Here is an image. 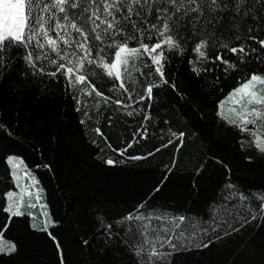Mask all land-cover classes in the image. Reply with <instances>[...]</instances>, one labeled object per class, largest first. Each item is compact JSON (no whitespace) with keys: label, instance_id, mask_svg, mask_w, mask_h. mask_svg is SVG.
Masks as SVG:
<instances>
[{"label":"trees","instance_id":"obj_1","mask_svg":"<svg viewBox=\"0 0 264 264\" xmlns=\"http://www.w3.org/2000/svg\"><path fill=\"white\" fill-rule=\"evenodd\" d=\"M195 55L186 51L166 66L165 75L177 89L167 85L154 89L151 101L132 104L125 95L98 85L113 97L99 109L96 89L84 85L75 93L77 105L63 77L46 88L31 75H20L19 63L0 78V188L16 190L11 181L5 182L9 170L5 156L11 154L36 172L45 192L44 205L30 204L26 213L31 215L13 218L4 238L16 243L17 251L0 254V264H60L47 232L30 227L33 221L42 224L45 219L55 222L48 231L61 242L64 264H138L132 246L139 243V224L123 220L129 212L184 214L181 228L186 234L196 232L203 243L212 239L207 248L174 253L166 264H264V208L260 207L264 201L259 199L264 196V153L243 140L244 131L237 125L218 115L219 101L238 86L235 74L224 79L215 70L197 76L188 63ZM144 63L150 60L144 58ZM209 67L216 69V64ZM259 70L264 73V68ZM140 71L147 76L148 69L140 63L130 65L125 73L126 83L130 77L136 81L133 99L144 94L148 82L159 83L155 75L145 79ZM214 77H220L218 83ZM116 98L131 104L128 110L143 111L127 116L115 105ZM149 112L145 140L137 130ZM249 127L253 131L254 126ZM181 131L182 146L172 136ZM134 135L136 142L128 147ZM169 139L173 144H168ZM108 158L116 163L108 165ZM156 186H161L160 191H154ZM142 202L143 208L137 209ZM3 204L0 199V207ZM4 219L0 212V221ZM160 223L153 219L151 227ZM205 228L207 232L201 231Z\"/></svg>","mask_w":264,"mask_h":264},{"label":"snow or ice","instance_id":"obj_2","mask_svg":"<svg viewBox=\"0 0 264 264\" xmlns=\"http://www.w3.org/2000/svg\"><path fill=\"white\" fill-rule=\"evenodd\" d=\"M186 51L196 54L188 63L197 76L215 70H219L224 79L235 74L238 86L219 101L218 115L227 123L237 125L242 132H251L255 147L264 153V136L248 127L264 128V73L259 70L264 68V0H0V78L18 63L23 65L20 75H31L46 88H51V81L63 77L64 86L77 105L80 100L75 93L84 85L96 89L95 96L100 98L95 103L97 109L113 98L98 85L109 93L125 95L132 104L153 100L154 89L164 85L177 89V84L166 77L165 68ZM144 58L150 63H144ZM137 63L148 69L147 76L143 71L139 72L140 76L151 79L155 75L159 83L148 82L144 94L133 99L136 81L130 77L126 83L125 73L130 72V65ZM213 63L216 69L209 67ZM46 79L48 83H44ZM219 79L214 77L217 83ZM225 101L231 105L227 116L223 112ZM115 105L130 117L143 111L139 107L128 110L131 104L120 98L115 99ZM146 107L151 109L152 105L146 104ZM76 110L81 109L78 106ZM150 118V112L144 115V123L137 130L145 140ZM172 136L178 137L179 145H183V131L172 132ZM135 142L134 135L128 147ZM168 144H173V140L169 139ZM125 150L119 149L121 153ZM155 151L159 152L160 148ZM143 158L129 157L132 160ZM5 163L9 166L5 182L11 181L16 190L0 188V199L4 200L0 212L5 214V219L0 221V254L11 255L17 251V245L5 240L4 235L11 230L13 218L31 215L26 213V208L32 205L25 203L26 196L29 201L32 199L30 189L35 188L37 200L42 189L35 187L39 181L30 171L25 170L21 176L23 161L17 162L13 155L6 154ZM106 163L113 165L116 161L108 158ZM22 178H28L30 183L21 184ZM160 187L156 186L154 191H160ZM240 199L245 197L241 195ZM259 199L264 201V196ZM260 207L264 208V203ZM141 208L143 202L137 206ZM153 219L161 222L158 227H151ZM123 220L129 224L135 220L139 224L136 229L139 243L132 246L138 264H156L157 261L166 264V259L174 253L207 248L213 242L212 239L207 243L198 241L196 232L186 234L181 228L186 221L184 214L165 212L146 216L138 212L134 216L129 212ZM54 223L45 219L42 224L33 221L30 227L47 232L55 242L60 264H64L61 242L48 231ZM201 231L207 232V229ZM82 243L88 245L89 241Z\"/></svg>","mask_w":264,"mask_h":264},{"label":"rangeland","instance_id":"obj_3","mask_svg":"<svg viewBox=\"0 0 264 264\" xmlns=\"http://www.w3.org/2000/svg\"><path fill=\"white\" fill-rule=\"evenodd\" d=\"M229 107H231V105L229 104V102L225 101V104H224V107H223V112L224 114L227 116L229 115ZM221 110V109H220ZM250 126V125H249ZM248 126V127H249ZM250 128V127H249ZM253 131H255L258 135H262L264 136V128H261V127H258V126H254L253 127ZM243 140H248V141H251L253 144H254V140H255V137L252 135V133H249V131H244V135H243ZM255 145V144H254ZM260 152V151H259ZM15 161L19 162V161H23V159L21 157H14ZM25 170H28L30 171L31 175L35 176L36 180L39 181L38 177H37V174L36 172L34 171H31L28 166L25 164V162L23 161V163L20 165V174L21 176H23V172ZM40 182V181H39ZM30 183V180L28 178H22L21 180V184L23 185H28ZM36 188H40L42 189V191L40 192V198L37 200L35 198V188H32L30 189V191L33 192V196H32V199L29 201L27 196L25 197V203H26V200H28V204H42L44 205V189L40 186V183H38V185L35 186ZM41 205V206H42ZM40 206V205H38Z\"/></svg>","mask_w":264,"mask_h":264}]
</instances>
